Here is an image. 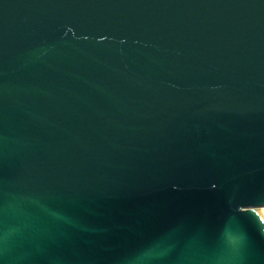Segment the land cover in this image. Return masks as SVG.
<instances>
[{
	"label": "water",
	"instance_id": "1",
	"mask_svg": "<svg viewBox=\"0 0 264 264\" xmlns=\"http://www.w3.org/2000/svg\"><path fill=\"white\" fill-rule=\"evenodd\" d=\"M264 0H0V264H264Z\"/></svg>",
	"mask_w": 264,
	"mask_h": 264
},
{
	"label": "bare ground",
	"instance_id": "2",
	"mask_svg": "<svg viewBox=\"0 0 264 264\" xmlns=\"http://www.w3.org/2000/svg\"><path fill=\"white\" fill-rule=\"evenodd\" d=\"M261 209H264V208H261Z\"/></svg>",
	"mask_w": 264,
	"mask_h": 264
}]
</instances>
